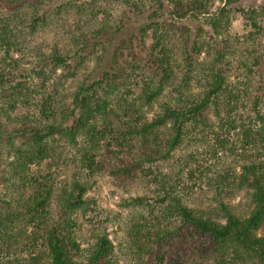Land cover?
Instances as JSON below:
<instances>
[{
    "label": "trees",
    "instance_id": "trees-1",
    "mask_svg": "<svg viewBox=\"0 0 264 264\" xmlns=\"http://www.w3.org/2000/svg\"><path fill=\"white\" fill-rule=\"evenodd\" d=\"M32 1H36L31 5L33 11L28 12L24 6H30ZM239 1L224 0L222 8L211 12L212 0H122L125 7L122 16L141 15L142 21L136 29L143 36L151 31L152 41L147 64L156 69L155 75L142 77L143 83L137 84L140 89L132 102H128L127 98L122 99L121 90L135 72L126 71L121 62L114 63L113 59L106 69L103 64H99L96 70L89 71L91 73L71 94L57 96L44 89L46 93L42 96L46 97L38 101L41 106L38 112L43 120L30 123L31 120L21 114L18 118L22 127L15 125L12 131H7L3 119L11 123V112L28 103L29 94L36 92L28 82V78L34 80L32 73L41 79L40 86L47 88L45 82L50 74H55L57 68L62 69L60 77H57L58 81L66 80L76 74L87 56L86 44L79 45L78 48L72 44L70 50L54 49L50 53L39 51L37 58L40 64H35L31 71L21 67L19 60L12 55L20 50L17 45L18 34H23L24 27L34 31L39 24L45 23V15H40V0H0V138L20 134L25 144L23 147H14L13 141L7 138L15 156L14 168L18 172L17 179L22 192L20 198L14 201H3L0 211L1 252L11 253L24 249L30 252L41 251L45 253L48 264H110L109 256L113 245L105 235H100L87 249L88 253L83 261L79 259L83 249L71 234L74 225L72 215L85 203L83 193L88 188L86 181H65L56 187L49 173L30 177L27 171L31 164L41 163L51 156L47 140L53 139L55 135L66 134L73 138L80 133L97 147L98 138L106 136L104 129L96 128L99 117L108 119L111 115H117L120 119L117 110L121 109L127 119L117 123L121 124L119 132L125 138L127 135L130 138L139 136L145 149L147 148L144 150L147 160L155 156L168 159L188 133L212 130V127H220L222 130L241 127L244 148L254 146L257 150L253 154L255 159L249 158L239 163V172L231 181L228 179L234 172L225 178H219L222 183L228 180L231 186L246 188L248 207L241 214L235 212L236 208L229 205L228 199L223 198L219 192L208 206L193 207L174 193L173 189L165 187L164 176L156 180L161 188L152 197L153 202L148 203L149 213L156 221L150 223L156 228L151 231L150 227H135L134 231L135 235L140 232L144 247L161 246L167 235L172 236L178 231L189 229L196 251L204 256L215 255L216 264H264V232L259 233L264 225V77L261 76L258 82L253 81L254 76L258 75L255 68L260 67L257 60L251 64L238 61L234 72L226 69L227 63L224 68L222 58L225 53L218 49L217 42L231 12V8L226 7ZM65 3L59 7H65ZM237 10L250 28H258L260 12L256 8L238 7ZM172 16L185 17L196 28L192 33L190 26H184L179 45L173 43L166 30L159 31L163 28L160 19ZM27 18H30L29 22ZM205 25L210 27L211 32L205 29ZM124 26L122 21L121 24L111 26L112 29H106L105 26L98 28L96 33H90L95 35L91 39H104V51L112 50L114 56L117 50L113 51L112 42L116 39V33L122 31ZM202 33L209 35V38ZM202 52H205L204 59L196 66L194 61L198 62V56ZM211 52L215 55L212 56ZM192 67L196 69L192 70ZM38 68L40 69L37 70ZM97 69L101 74L96 72ZM14 74L22 80L6 78L7 75ZM67 99L69 103L66 102ZM60 101L64 105L63 111L57 106ZM153 105L156 108L150 119L140 114L141 107ZM241 106L247 108L243 110L247 112L246 115H250V110V122L237 124L234 116L238 114L239 120H243L244 116L238 113ZM121 144L125 142L121 141ZM92 165H95L93 157L87 166L91 168ZM136 166L138 165H126L121 170L130 173ZM26 188L30 191L25 197ZM141 199L135 198L142 202ZM53 202L58 205L57 217L53 216L51 209ZM156 209L158 214L155 213ZM165 220L166 224H162ZM20 223L22 225L19 227L22 229L13 236V230ZM163 225H166V229L161 231L159 227ZM28 226L31 228L30 232ZM7 257L4 255L3 258ZM34 258L38 259L37 255Z\"/></svg>",
    "mask_w": 264,
    "mask_h": 264
},
{
    "label": "rangeland",
    "instance_id": "rangeland-1",
    "mask_svg": "<svg viewBox=\"0 0 264 264\" xmlns=\"http://www.w3.org/2000/svg\"><path fill=\"white\" fill-rule=\"evenodd\" d=\"M35 2H30V6L25 5V10L33 11L31 5ZM63 2H66L65 7L60 8ZM39 4L40 15L43 13L45 15V23L39 24L34 31H31L29 27H24L23 34L19 32L17 37L20 50L12 54L15 59L19 60L21 67L31 71L35 64H40L37 58L39 51L70 50L69 47L72 44L75 48L86 44L87 58L82 62L76 74L66 80L59 79L58 81L57 77H60L62 69L57 68L55 74H50L45 82L47 88L40 86L41 79L32 73L34 80L28 78V82L36 92L29 94L28 103L22 104L20 108L11 112V123L3 119L7 131H12L15 125L22 127L20 118H18L21 114L26 115L31 120L30 123L43 120L38 112L41 109L38 101L46 97L42 96L46 93L44 89L57 96L71 94L70 92L91 73L89 71L96 70L99 64H103L106 69L114 59V63L121 62L126 67V71L134 70L135 73L121 90L122 99L127 98L130 103L140 89L137 84L142 85L143 83L144 78L142 77L155 75V67L147 64L152 41L151 31L149 30L147 36H143L136 29L138 23L142 21L141 15L122 16L125 9L122 0H97L96 2L93 0H40ZM223 5L224 0H212L210 11L216 12ZM229 7L231 12L228 15V22L224 23L220 36L217 38L218 49H221L223 54L225 53L222 65L226 68L225 63H227L226 69L234 72L238 61L251 64L257 60L260 67L255 68L258 75L254 76L253 81L258 82L261 76L264 77V0H240L226 8ZM238 7L256 8L260 12L257 29L250 28L240 11L237 10ZM201 17L204 18L203 15ZM29 21L30 18H27V22ZM122 21L125 26L123 29L121 27L122 31L116 33V39L112 42L113 51L117 50L113 56L112 50L104 51L105 40L91 39L95 35L90 33H96L98 28L104 26L106 29H112L111 26L121 24ZM160 21L163 28L159 31L166 30L176 45L182 41L184 26H190L192 33L196 31V28L185 17L172 16L162 18ZM205 29L211 32L209 26L205 25ZM202 34L209 38V35ZM210 34L215 36L213 33ZM204 53L198 56V62L193 60L196 66L203 61ZM211 55L214 56L215 53L211 52ZM195 69L192 67V70ZM96 72L101 74L98 69ZM6 78L14 81L22 80L17 74L7 75ZM56 81H58L57 84ZM66 102L70 101L67 99ZM155 103L159 105L158 102ZM57 106L63 111L64 105L61 101ZM155 108L154 105L141 107L140 114L150 119ZM243 110L247 108L241 106L238 110L239 115L244 114L243 120H239L238 114L234 116L237 124L250 122L248 119L251 115L250 110H248L250 115H246L247 112ZM117 113L121 116L120 119L117 115H111L108 119L99 117L96 128L106 130H103L106 136L103 138L101 134L99 135L101 138L97 140L99 142L97 147L90 142L89 138L80 133L75 134L73 138H69L66 134L55 135L53 139L47 140L51 156L41 163L31 164L27 171L30 177L49 173L56 187L65 181L68 183H72L73 180L86 181L88 188L83 193L85 203L72 215L74 225L71 234L83 249L79 259L85 261L87 249L100 235H105L113 245L109 256L110 264H216L215 255L206 254L204 256L196 251L194 239L189 236V229L178 231L172 236L167 235L161 246L150 245L147 248L142 244L140 232L138 235L134 234L135 227L140 229L150 227L151 231L154 227L156 228L150 223L156 221L149 213L148 203L153 202L152 197L157 195L156 192L158 193L161 188L156 180L162 179L163 176L165 187L173 189L174 193L183 197L190 206L206 207L212 203V198L219 192L223 198L228 199L229 205L236 208L235 212L244 213L248 207L246 188L229 184L234 175L239 172V163L245 159H255L253 154L255 151L257 153V150L254 146L244 148L241 127L230 130L212 127V130L203 129L188 133L168 159L155 156L147 160V156L144 155V150L146 151L147 148L145 149L146 146L142 139L137 135L132 138L127 135L125 138L119 132L121 124L117 123L127 117L121 109H118ZM7 138L13 141L14 147L25 146L20 134L5 135L0 138V211L4 200L14 201L20 198L22 192L17 179L18 172L14 168L15 156L7 143ZM121 141L125 144H121ZM92 157L95 165L90 168L87 164ZM126 165L138 166L130 173H126L121 170ZM233 172L235 174H231ZM229 174H231L228 179L230 181L226 180L223 183L219 181V178H225ZM29 191L27 188L24 189L25 197ZM136 197H141L142 202L136 201ZM57 208L58 205L53 202L51 209L54 217L58 216ZM155 213H159L157 209ZM162 224H166V220ZM19 225L22 223L16 225L13 236H16V232L22 229ZM29 227H27L28 232L31 229ZM159 228L163 231L166 225ZM263 232L264 225L259 233ZM2 249L0 244V264H48L45 253L41 251L33 252L32 250L30 252L24 249L6 253V251L1 252ZM4 255L8 257L3 258ZM36 255L38 259L34 258Z\"/></svg>",
    "mask_w": 264,
    "mask_h": 264
}]
</instances>
